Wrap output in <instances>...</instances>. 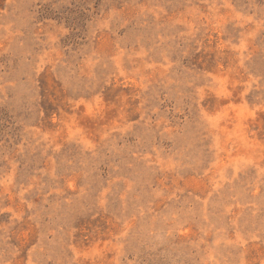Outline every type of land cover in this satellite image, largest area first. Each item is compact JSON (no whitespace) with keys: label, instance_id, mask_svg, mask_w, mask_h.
Returning a JSON list of instances; mask_svg holds the SVG:
<instances>
[{"label":"rangeland","instance_id":"rangeland-1","mask_svg":"<svg viewBox=\"0 0 264 264\" xmlns=\"http://www.w3.org/2000/svg\"><path fill=\"white\" fill-rule=\"evenodd\" d=\"M0 264H264V0H0Z\"/></svg>","mask_w":264,"mask_h":264}]
</instances>
